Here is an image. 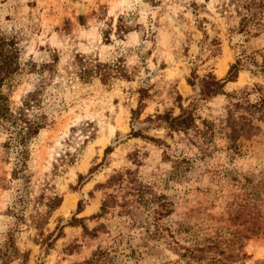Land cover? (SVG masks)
<instances>
[{
    "label": "rangeland",
    "instance_id": "obj_1",
    "mask_svg": "<svg viewBox=\"0 0 264 264\" xmlns=\"http://www.w3.org/2000/svg\"><path fill=\"white\" fill-rule=\"evenodd\" d=\"M187 1L162 0L154 4L150 0H0V31L14 40L20 59L19 71L2 87L11 107L20 106L40 80L36 72L29 70L28 63L51 61L56 69L40 102L48 124L29 142L31 194L40 191L45 173L52 175L58 157L65 155L67 159L53 179L63 200L44 228L48 233L62 224V233L48 250H43L32 241L35 230L14 216L13 212L23 208V218H27L32 205L23 207L18 201L23 184L13 176L15 152L4 146L8 135L0 127V244L6 233L16 228L14 242L21 252L28 253L27 264H77L98 244L111 248L117 264H189V258L181 256V246L191 245L189 229L202 243L206 242L203 238L218 233L222 234L221 243L232 239L229 233H246L249 238L243 239L240 254L248 257L228 263L264 264V119L254 117L256 129L240 137L237 148H228L221 134L214 137L204 155L194 154L197 148L191 146L187 161L173 170L171 163L163 160L162 146L129 134L130 108L137 104V79L116 78L104 85L98 78L89 83L77 78L81 63L88 57L109 63L125 55L129 69L137 66L138 74L149 76L161 89L141 113V119L156 108L172 105L166 93L172 84L177 85L183 97L194 96L198 90L194 91L186 81L190 73L188 59L198 52L197 40L202 33L185 5ZM196 1L205 6L200 16L211 22L209 34L222 39L220 54L199 61L197 73L201 75L207 64H213L217 78H224L236 58L237 51L232 46L242 43V37L229 36L228 20L216 9L220 0ZM120 16L129 26L122 37L114 33ZM109 28L107 41L103 31ZM246 44L251 49L264 50V34L252 37ZM222 63L227 68L220 73ZM253 83H264V79L240 71L235 81L225 84V89L251 87ZM224 103L222 95L209 99L203 116L210 113L209 117L215 119L222 113ZM90 132L94 137L86 140ZM146 133L153 136L157 131ZM126 168L135 170L140 180L151 185L152 192L166 196L172 203L169 215L158 219L153 212L146 214L142 209L137 217L140 225H131L115 212L93 217L99 212L104 192L98 185ZM79 174L83 176L81 181ZM80 202L82 210L77 212ZM238 208L245 214L238 217ZM72 217L82 219L69 225ZM253 219L261 227L256 235L244 230L253 224ZM99 223H104L105 228L97 237L85 234L82 225L91 230ZM8 264H18V259Z\"/></svg>",
    "mask_w": 264,
    "mask_h": 264
},
{
    "label": "trees",
    "instance_id": "obj_2",
    "mask_svg": "<svg viewBox=\"0 0 264 264\" xmlns=\"http://www.w3.org/2000/svg\"><path fill=\"white\" fill-rule=\"evenodd\" d=\"M150 1L154 4L162 2V0ZM185 5L191 10L195 25L202 33L197 40L198 52L193 59H188L190 73L186 81L194 91L198 90L194 96L183 97L177 85L172 84L166 90L172 105L164 106L163 109L156 108L153 113L141 119V113L150 101H154L160 95L161 89L155 82H151L149 76L138 74L140 72L137 66L129 69L124 59L125 55L121 54L109 63L100 62L97 57H88L81 63V68L77 72V78L82 83L92 82L95 78L104 85H110L116 78L127 81L138 80L139 84L134 90L137 94V104L134 108H130L132 127L129 134L162 146L163 160L170 162L173 170L179 169L180 165L187 161L186 153L192 152L191 146L197 148L194 154L204 155L207 148L213 145L214 137L221 134L226 138L228 148H237L240 137L248 136L256 129L254 117L264 119V83H253L251 87L245 85L231 91L225 89V84L235 81L240 71H247L255 77L264 79V50L251 49L246 44L252 37L256 38L264 34V0H220L217 4L218 12L228 20L226 30L229 36L240 35L243 41L232 46L237 51L236 58L229 65L224 78H217L213 64H207L201 75L197 73L199 61L211 59L220 54L222 39L218 35L209 34L208 24L211 22L206 17L200 16L201 9L205 7L204 4L196 0H188ZM128 28L129 26L120 16L114 33L122 37V33ZM110 30L109 28L103 31L107 41L110 38ZM203 55H206L204 59ZM19 60V50L14 40L0 31V127L8 135L4 146L8 151L15 152L13 176L20 179L23 184L19 190L18 201L21 205H32L31 212L25 219L21 212L23 208L13 213L16 220H22L28 227L35 230L32 241L39 244L43 250H48L62 233V224L56 225L54 230L48 233L44 228L52 213L62 203L63 194L56 190L53 179L58 174L60 165L67 159L65 155L56 159L51 170L52 175L45 173L46 178L41 184L40 191L35 195H32L30 190L32 186L27 161L29 142L48 124L47 114L40 111V102L44 88L52 81L56 69L51 61L40 64L28 63L29 70L36 72L40 80L38 85L26 94L21 105L13 109L9 95L3 92L2 87L19 71ZM145 70L148 68L145 67ZM70 79L73 81L75 77L72 76ZM219 95L225 98V103L221 106L222 113L215 119L213 116L209 117L210 113L203 116L204 109L209 108L206 102ZM158 102L161 103L162 100ZM151 129L157 131L153 136L146 133ZM93 137L94 134L90 132L86 140ZM108 150L110 147L106 149ZM132 161L137 163L136 158ZM82 177L79 174L78 180L81 181ZM98 186L102 187L104 192L99 212L93 217H103L115 212L118 216L125 217L131 225H140L142 222L137 217L142 209L147 211L146 214L153 212L158 219L172 212V203L166 196L152 192L151 185L140 180L135 170L130 168L116 171ZM70 188L76 190L75 186L70 185ZM81 210L80 202L77 212ZM235 214L238 217L244 215V209L238 208ZM81 219L72 217L68 224L75 225ZM252 223L244 230L251 235L259 234L261 227L255 223L254 219ZM82 227L85 234L95 238L100 229L105 228V224L99 223L91 230L85 225ZM16 230V228L10 229L3 243L0 244V264H8L15 259H18V264H27L28 253L21 252L14 242ZM189 230L188 237L191 245L181 246L184 250L181 256L188 257L189 264H229V260H243L244 256L248 257L246 253L240 254L244 246L243 239L249 238L246 233L241 234L239 231L229 233L232 239L224 243L220 240L222 234L218 233L212 237L203 238L206 242L202 243L198 235ZM77 264H117V260L111 248L98 244L85 260Z\"/></svg>",
    "mask_w": 264,
    "mask_h": 264
},
{
    "label": "bare ground",
    "instance_id": "obj_3",
    "mask_svg": "<svg viewBox=\"0 0 264 264\" xmlns=\"http://www.w3.org/2000/svg\"><path fill=\"white\" fill-rule=\"evenodd\" d=\"M226 68H227L226 64L222 63L221 66H220V73H223L226 70Z\"/></svg>",
    "mask_w": 264,
    "mask_h": 264
}]
</instances>
